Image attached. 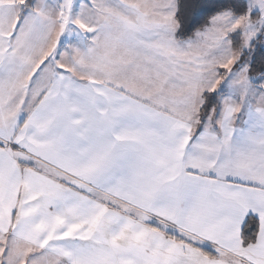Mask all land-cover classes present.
<instances>
[{
  "label": "snow or ice",
  "instance_id": "snow-or-ice-1",
  "mask_svg": "<svg viewBox=\"0 0 264 264\" xmlns=\"http://www.w3.org/2000/svg\"><path fill=\"white\" fill-rule=\"evenodd\" d=\"M0 264H264V0H0Z\"/></svg>",
  "mask_w": 264,
  "mask_h": 264
}]
</instances>
